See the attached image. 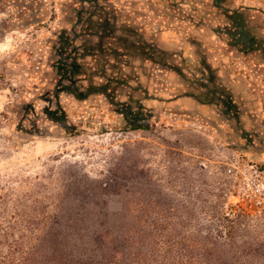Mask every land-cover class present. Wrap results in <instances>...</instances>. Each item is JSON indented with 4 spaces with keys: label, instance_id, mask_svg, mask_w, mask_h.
<instances>
[{
    "label": "rangeland",
    "instance_id": "obj_1",
    "mask_svg": "<svg viewBox=\"0 0 264 264\" xmlns=\"http://www.w3.org/2000/svg\"><path fill=\"white\" fill-rule=\"evenodd\" d=\"M73 1L0 0V264H264V203L231 207L220 174L232 156L264 171V123L248 147L231 123L173 121L132 62L76 57L119 36L77 30Z\"/></svg>",
    "mask_w": 264,
    "mask_h": 264
},
{
    "label": "crops",
    "instance_id": "obj_2",
    "mask_svg": "<svg viewBox=\"0 0 264 264\" xmlns=\"http://www.w3.org/2000/svg\"><path fill=\"white\" fill-rule=\"evenodd\" d=\"M73 4L77 15L91 13L77 30L82 26L89 32L114 30L119 36L75 43L76 57L84 55L93 62L100 56L102 63L111 57L124 66L132 62L133 77L155 81L148 90L167 97L160 106L173 121L195 114L204 123H231L233 133L224 134L235 143L242 139L247 143L255 132L253 123H264V0H74ZM255 15L260 23L254 21ZM205 96L210 102L201 100ZM262 140L257 158L264 162ZM243 147L247 150V145Z\"/></svg>",
    "mask_w": 264,
    "mask_h": 264
},
{
    "label": "built area",
    "instance_id": "obj_3",
    "mask_svg": "<svg viewBox=\"0 0 264 264\" xmlns=\"http://www.w3.org/2000/svg\"><path fill=\"white\" fill-rule=\"evenodd\" d=\"M220 174L222 187L235 199L231 207L241 210L242 205L264 203V171L258 163L239 156L227 157Z\"/></svg>",
    "mask_w": 264,
    "mask_h": 264
}]
</instances>
